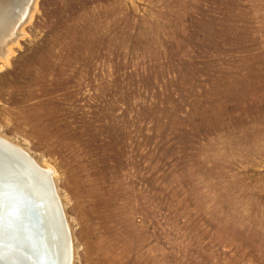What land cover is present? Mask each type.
<instances>
[{
    "label": "rangeland",
    "instance_id": "rangeland-1",
    "mask_svg": "<svg viewBox=\"0 0 264 264\" xmlns=\"http://www.w3.org/2000/svg\"><path fill=\"white\" fill-rule=\"evenodd\" d=\"M35 2L0 135L53 170L73 263L264 264V0Z\"/></svg>",
    "mask_w": 264,
    "mask_h": 264
},
{
    "label": "bare ground",
    "instance_id": "bare-ground-1",
    "mask_svg": "<svg viewBox=\"0 0 264 264\" xmlns=\"http://www.w3.org/2000/svg\"><path fill=\"white\" fill-rule=\"evenodd\" d=\"M15 2L0 0V20L16 7ZM34 2L23 1L25 14L11 38L0 40V57L10 52L6 47L17 38L19 26L27 22ZM3 42L6 43L5 47ZM51 177L55 192L49 188ZM0 191V219L9 225V233L3 232L4 237H0L9 249L4 250L7 261L13 252L17 254L21 251V257L18 258L22 263L28 260L30 264H74L72 233L56 188L53 170L41 166L27 150L1 135Z\"/></svg>",
    "mask_w": 264,
    "mask_h": 264
},
{
    "label": "water",
    "instance_id": "water-1",
    "mask_svg": "<svg viewBox=\"0 0 264 264\" xmlns=\"http://www.w3.org/2000/svg\"><path fill=\"white\" fill-rule=\"evenodd\" d=\"M50 180L51 181H50V184H49V186H50L49 188L52 189L55 192V186H54L52 177L50 178ZM41 215L43 216V214H41ZM42 221H43V219H42ZM6 222L7 221H3V220L0 219V227H1L0 228V234H1L0 237H4V236H2L3 232H5V233L7 232V234L9 233V225L7 226ZM40 236L38 235V237H40ZM42 239H43V235H42ZM0 243H2V244H0V264H30L29 263L30 261H28V260L26 262L24 261L23 263L19 261L20 259L18 257H21V254H20L21 251H19V250H18L19 252L17 251L18 252L17 254H15L13 252L10 260L7 261L6 258H4L5 253H6L4 250H9V249L7 247H5V242H3V240H0ZM63 244H64V240H63ZM22 250L24 251V249H22ZM34 250H35V248H34ZM16 255H17V257H16ZM13 258H15V259L13 260ZM29 260H30V257H29Z\"/></svg>",
    "mask_w": 264,
    "mask_h": 264
}]
</instances>
